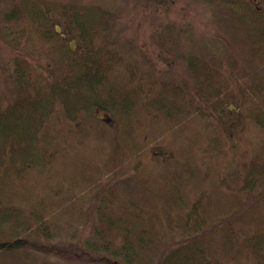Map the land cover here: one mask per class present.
Listing matches in <instances>:
<instances>
[{"label":"trees","instance_id":"obj_1","mask_svg":"<svg viewBox=\"0 0 264 264\" xmlns=\"http://www.w3.org/2000/svg\"><path fill=\"white\" fill-rule=\"evenodd\" d=\"M141 1L0 0V264H264V0L175 63Z\"/></svg>","mask_w":264,"mask_h":264},{"label":"rangeland","instance_id":"obj_2","mask_svg":"<svg viewBox=\"0 0 264 264\" xmlns=\"http://www.w3.org/2000/svg\"><path fill=\"white\" fill-rule=\"evenodd\" d=\"M108 1V0H105ZM133 2H142L141 0H131ZM112 2V1H111ZM116 2V1H113ZM119 2V1H117ZM125 2V1H124ZM155 11L152 15L158 16L161 15L162 19H164V25H166V29L162 28L163 26L157 29H145L142 32H147L151 37V39H155L158 37V34L161 38L167 41L166 48L169 52L175 53V58H166L170 63H175L176 58L180 56V42L184 39H192V44L195 47V50H199L200 53H204L207 50L216 52L217 46L221 49V44L218 38L212 34H203L198 28H201L198 23L195 21L198 20L200 22H210L215 25L216 23V15L213 9L211 8H203L202 10H198L194 5L187 1L180 0H162V4L159 6L154 5ZM134 9L130 11L129 9H125L123 12L124 15L132 14ZM169 17V18H167ZM248 135H240L237 138V143L235 146H230L229 150L226 153V164L233 170L234 165L233 161L236 156H242V154L247 153V146L251 143L248 139ZM162 150L164 152V156H167L168 147L163 146ZM102 161V155L99 157V161ZM204 166V164H203ZM129 165L125 167L127 169ZM89 203V200H86V204ZM85 225L79 231H83ZM77 239V237H76ZM61 242V238L59 241ZM33 257L29 258L24 252H19L17 255L25 264H42L44 261L54 262L59 261L60 264H74L71 258L68 257L69 260L60 259L57 256L46 255L42 252L34 251ZM6 259V258H5ZM4 259V260H5ZM6 264H12L13 262L5 260ZM77 264V263H76ZM80 264V263H79Z\"/></svg>","mask_w":264,"mask_h":264}]
</instances>
